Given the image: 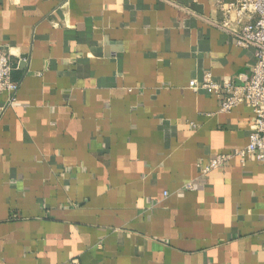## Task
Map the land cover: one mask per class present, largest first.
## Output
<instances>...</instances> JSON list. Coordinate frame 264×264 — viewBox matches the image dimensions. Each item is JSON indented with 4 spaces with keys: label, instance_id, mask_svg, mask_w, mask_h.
Listing matches in <instances>:
<instances>
[{
    "label": "crops",
    "instance_id": "0c3cea01",
    "mask_svg": "<svg viewBox=\"0 0 264 264\" xmlns=\"http://www.w3.org/2000/svg\"><path fill=\"white\" fill-rule=\"evenodd\" d=\"M222 18L214 0H0L20 84L0 110V264H264V164L199 169L253 128L189 87L255 63Z\"/></svg>",
    "mask_w": 264,
    "mask_h": 264
},
{
    "label": "built area",
    "instance_id": "2783aa9c",
    "mask_svg": "<svg viewBox=\"0 0 264 264\" xmlns=\"http://www.w3.org/2000/svg\"><path fill=\"white\" fill-rule=\"evenodd\" d=\"M214 1L223 15L218 25L228 31L238 47L254 50L255 63L249 74H238L228 81L216 82L208 72L201 81L191 80L189 87L216 96L222 112L245 105L251 108L254 118L247 144L233 152L210 157L199 166L203 174L222 166L232 156L242 160L251 157L264 164V0ZM13 69L9 53L0 50V94H5L7 98L1 111L14 106L17 100L20 84L12 77ZM193 185L192 181L184 184L190 190Z\"/></svg>",
    "mask_w": 264,
    "mask_h": 264
}]
</instances>
